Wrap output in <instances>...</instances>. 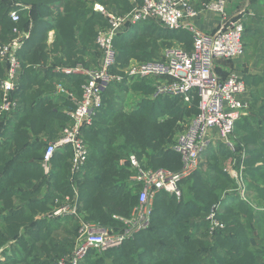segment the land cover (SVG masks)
<instances>
[{"label":"trees","instance_id":"trees-1","mask_svg":"<svg viewBox=\"0 0 264 264\" xmlns=\"http://www.w3.org/2000/svg\"><path fill=\"white\" fill-rule=\"evenodd\" d=\"M19 3L30 9H21ZM95 3L108 9L120 7L124 12L131 9L127 0H0V45L13 40L16 25L31 29L30 39L18 54L23 71L13 95L21 114L15 119L16 113L12 111L0 119V252L1 256H9L6 264H57L74 247L78 219H62L75 224L76 231L75 237L71 233L64 250L57 251V237L52 234L59 228L57 222L62 221L45 217L54 210L51 206L56 198L72 194L71 151L67 148L56 153L50 175L44 173L41 159L48 143L42 136L53 140L64 125H69L70 118L63 109L71 110L75 105L55 96L58 79L55 80L51 69L43 74L38 66L47 63L51 52L60 54L53 56L54 61L60 59L55 66L63 63L64 58L74 65L88 46L98 49L96 34L107 22L94 10ZM14 9L20 10L18 24L10 16ZM135 28L118 36L115 48L127 44L136 51L138 44L144 42L139 40L142 36L132 35ZM164 29L172 36L178 34L181 46L192 50L193 37L189 32ZM52 30L54 39L49 44ZM159 35L155 40H159ZM151 38L154 35H149ZM129 55L131 51L117 56L122 67L128 64L123 60ZM159 56L160 52L155 57ZM1 66L0 83L5 78L3 66L1 76ZM66 78L80 89L86 80L83 76ZM133 87L147 94L153 90L144 82ZM125 88V83H114L105 93V106L85 132L90 155L77 176L83 218L118 232L124 227L118 215L131 216L139 201L130 180L134 171L129 165L121 167L120 161L139 154L145 167L180 170L181 156L169 144L182 117L189 114L188 125L199 112L197 96L191 106L181 97L144 98L137 109L126 112L116 103L119 97L114 92ZM44 92L49 95L44 97ZM252 113L236 125V152L225 145L210 147L200 170L183 182L181 198L159 193L147 229L118 249L91 251L84 264H264V103L258 112ZM230 156L235 160V168L244 166L248 200L241 198L238 182L221 163L222 158ZM36 178L41 186L52 187L44 197L38 198L37 190L25 191ZM216 205L217 216L225 227L211 234L207 216ZM193 217L200 218V222L192 229Z\"/></svg>","mask_w":264,"mask_h":264},{"label":"built area","instance_id":"built-area-1","mask_svg":"<svg viewBox=\"0 0 264 264\" xmlns=\"http://www.w3.org/2000/svg\"><path fill=\"white\" fill-rule=\"evenodd\" d=\"M127 1L131 4V9L124 13L108 9L101 3L94 4V10L102 14L107 22L98 29L95 38L100 51L98 66L87 67L78 62L71 66L55 67V71L60 74L83 76L86 79L82 84L80 97L73 95L63 83L56 85L54 94H67L75 107L68 111L69 125L58 139L46 144L41 159L44 173L50 175L56 153L67 148L71 151L72 194H67L62 203L45 216L49 219L75 217L79 221L72 251L62 256L57 264H84L91 251L105 253L118 249L128 239L147 229L159 193L166 192L181 198L183 182L200 170L203 156L216 139L223 141L231 151H237L234 139L236 125L248 115L250 102L246 98L248 86L244 79L233 74L221 76L215 70L216 59H232L244 55V22H228L218 31L207 33L192 22L197 10L192 7L191 0ZM18 6L30 9L21 3ZM204 7L217 11L222 20L227 21L225 0L208 1L204 3ZM10 16L17 24L21 21L19 9L12 10ZM148 22L158 23L170 30L189 32L193 37L192 50L187 51L180 45L167 49L155 60L134 61L122 67L117 61L116 38L131 27ZM14 34L13 40L0 45V63L5 70V78L0 83V119L18 106L13 96L19 87L18 72L22 69L18 54L30 39L31 29L23 30L16 25ZM124 82L130 87L137 82H144L152 87V92L144 98L181 97L191 106L197 96L199 112L171 145L181 156L180 170L145 167L136 154L121 160V164L129 165L134 171L130 180L139 201L131 216L121 219L124 227L118 232L83 218L77 176L84 169L90 155L85 132L94 125L96 114L105 106V93L114 83ZM140 102L141 100H131L130 104L136 106ZM245 156V152H242V157ZM229 172L239 184L241 198L248 200L244 166L233 168ZM218 210L219 205L214 206L207 216L211 234L225 227L217 216Z\"/></svg>","mask_w":264,"mask_h":264},{"label":"crops","instance_id":"crops-1","mask_svg":"<svg viewBox=\"0 0 264 264\" xmlns=\"http://www.w3.org/2000/svg\"><path fill=\"white\" fill-rule=\"evenodd\" d=\"M212 1V0H191V5L192 7L197 10V15L192 19V22L194 23L195 26H197L200 30L207 32V33H214L218 31L222 25L232 22V21H238L241 20L244 22L246 31L244 34V44H245V53L242 56L235 57L232 59H222L218 58L216 59L215 63V70L216 72L221 75V76H226L229 74L237 75L241 78L244 79L248 86V92L246 95V98L250 102V107L248 111V115H253V111L258 112L260 106L264 103V0H225L226 5H227V21L222 20V16L217 12L212 9H207L204 7V3ZM129 2V1H128ZM131 6V4L129 3ZM114 11H120L122 12L123 9L120 7H115L112 8ZM122 10V11H121ZM124 12V11H123ZM147 23H141L136 26L131 27L128 31L124 32L121 35H126L129 33L132 28L138 27L140 25H144ZM120 35V36H121ZM54 39V30L50 31L49 33V44L52 43ZM89 47V48H88ZM87 47V52L85 54H82L79 59L81 61L80 63H83L87 67H96L100 64V51L95 47ZM91 50L97 51L95 53V56L92 57V52ZM56 53H50L51 58L48 59L47 63H42L41 65L38 66L39 70L42 71L43 74H46L48 69H51L52 73L55 74V80L58 79L55 82V90H56V85L58 83H63L64 86L71 92L73 95H76L77 97H80L81 95V89L77 85H72L69 83V79L66 77H71V76H66L63 74H60L55 71V67L57 66H62V65H69L70 63L66 58L63 59V63H59L58 65L55 66L56 61L60 60L59 58L54 61L53 56L60 57V54L55 55ZM97 54V55H96ZM161 55V54H160ZM88 64V65H87ZM1 65V64H0ZM54 66V67H53ZM71 66V65H69ZM2 74L3 69L1 66ZM22 69L18 72V82H20L21 76H22ZM62 76H60V75ZM60 77H58V76ZM74 77H79V76H74ZM125 83V82H124ZM126 88L124 89V95L125 99L128 100H141L148 96L149 94L145 93L142 90H137L133 86L130 88L126 83ZM130 88L132 90V96L130 95V92L127 91V88ZM49 94L47 92H44L43 96H48ZM56 97H61L64 99L69 100L71 103H73L70 99V97L67 94H61V95H55ZM135 96V97H133ZM132 98V99H131ZM74 104V103H73ZM139 105V104H138ZM137 105V106H138ZM20 105L14 110L15 114V119L19 117L18 115L21 114V110L19 108ZM19 108V109H18ZM18 109V110H17ZM64 110V109H63ZM253 110V111H252ZM69 111V110H68ZM67 111V113H68ZM13 115V114H12ZM11 115V116H12ZM63 132L58 134L53 138V140H48L49 138L46 136H42L45 142L49 141H54L58 139ZM235 142L236 141V134H235ZM225 145L223 141L216 139L214 143L212 144V149H217L219 146ZM228 147V146H227ZM229 148V147H228ZM237 149V148H236ZM235 165V164H234ZM232 165L231 168L227 169L228 173L230 174L229 171H231L234 167ZM243 165V164H242ZM241 165V166H242ZM231 175V174H230ZM52 187L47 186L46 184H42L41 186V181L40 179H33V184L32 187H27L25 188V191H35L37 190L38 192L36 193V196L38 198L44 197L47 193L51 191ZM54 208L56 206H53ZM40 218V217H38ZM200 218L198 217H193L190 221V224L192 226V229L194 228L195 224L199 223ZM62 222H57L58 225L56 227H59L57 230L53 231L52 236L57 237L56 241L54 243V247H57V251L64 250V247H66L67 242L71 238L72 234L68 232L66 229L69 228L70 223L68 221H63ZM37 244H41V242H37ZM2 252H0L1 254ZM42 255V254H41ZM39 254V256H41ZM45 257V256H43Z\"/></svg>","mask_w":264,"mask_h":264},{"label":"rangeland","instance_id":"rangeland-1","mask_svg":"<svg viewBox=\"0 0 264 264\" xmlns=\"http://www.w3.org/2000/svg\"><path fill=\"white\" fill-rule=\"evenodd\" d=\"M164 28L165 27H163L162 25L159 26L158 24H144V25H140V26L136 27L135 31L132 32L133 33L132 35L142 36V37H139V38H141L139 40L143 41L144 43L138 44V47H137L136 51L133 50L134 49L133 47H130L127 44L125 46L118 44L117 47H116L117 48V56L120 57V54L123 53L124 51H127V52L131 51L132 55H129L128 58H125L123 60V61H128V64H131L134 61L142 62V61L155 60V59L159 58V57H155V56H157L158 52H160V54H162L167 49H171L173 47L180 46L181 45V42H180L181 38L179 36H177L178 34H176V36H172V34L167 33ZM149 35H154V38L149 39ZM157 35L160 36V38H158L159 40H157V39L155 40V37H157ZM91 52H92V54H91L92 57H94L95 53L97 51L91 50ZM146 55H148V56H146ZM152 57H154V58H152ZM147 59H149V60H147ZM77 62H81V61H77ZM130 88H132V87H130ZM130 88L128 87L127 91H129L130 95L132 96L133 92H132V90H130ZM123 91L121 89H118V90L114 91L119 97L118 100L116 101V103L119 105V107H122L124 109V111H126V112L131 111V109L132 110L133 109H137V107H136L137 105L136 106H131V104H130L131 100L126 102V99H125L126 97L123 94L124 93ZM133 97H135V96H133ZM52 101L56 102V100H52ZM68 110H69L68 108L64 109V111L66 112V115H67V111ZM182 118L183 119H181L178 122L179 127L176 130V133H175V135H174V137L172 139V142L169 145L173 144L175 142V140L177 139L178 135L180 133H182L187 127V122H188V120L190 118L189 114L187 113ZM67 126L64 125L63 128H62V131L60 130V133L63 132V130ZM241 130H243V129H241ZM138 156L140 158H143V156L141 157L139 154H138ZM221 163H222L224 168L229 169V168L232 167V165L235 164V160H234V158L232 156H230V157H227V158H222ZM119 165L121 167H126L125 164H121V161H120ZM83 180H84V177L81 178V182ZM80 189H81V187H80ZM248 197H249V195H248ZM63 200H64V196H63V198H62V196H61V198L60 197L56 198L55 201L53 202V204L49 203V206L52 204L51 207H53V206L57 207V206H59L62 203ZM44 214L46 215L47 213H44ZM118 217H119V219H126L127 218L126 216H123V215H118ZM66 230L68 232H70V233H73L74 237H75V231H76V225L75 224H70L69 228L66 229ZM73 234H72V236H73ZM8 257L9 256H4V255L1 256V254H0V264H6Z\"/></svg>","mask_w":264,"mask_h":264}]
</instances>
